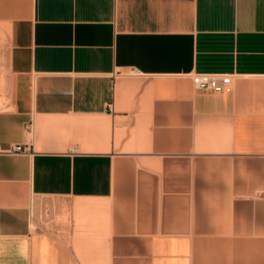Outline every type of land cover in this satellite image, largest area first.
I'll use <instances>...</instances> for the list:
<instances>
[{
    "label": "crops",
    "instance_id": "0c3cea01",
    "mask_svg": "<svg viewBox=\"0 0 264 264\" xmlns=\"http://www.w3.org/2000/svg\"><path fill=\"white\" fill-rule=\"evenodd\" d=\"M0 32V264L264 248V0H0Z\"/></svg>",
    "mask_w": 264,
    "mask_h": 264
},
{
    "label": "rangeland",
    "instance_id": "374dc122",
    "mask_svg": "<svg viewBox=\"0 0 264 264\" xmlns=\"http://www.w3.org/2000/svg\"><path fill=\"white\" fill-rule=\"evenodd\" d=\"M3 36L0 32V108L3 107V101L6 100L5 88L7 79L5 40ZM39 218L40 224L48 225L46 211H43V215L41 214ZM260 219V223L264 226V216L260 217ZM250 224H255L254 218ZM232 238L237 239L234 236ZM252 238L255 239V237ZM199 256V264H264V248H201L199 249Z\"/></svg>",
    "mask_w": 264,
    "mask_h": 264
},
{
    "label": "built area",
    "instance_id": "2783aa9c",
    "mask_svg": "<svg viewBox=\"0 0 264 264\" xmlns=\"http://www.w3.org/2000/svg\"><path fill=\"white\" fill-rule=\"evenodd\" d=\"M232 75L225 73L200 72L190 75L195 87L208 90H219L231 81ZM14 151H23L25 147L17 144L13 147Z\"/></svg>",
    "mask_w": 264,
    "mask_h": 264
}]
</instances>
